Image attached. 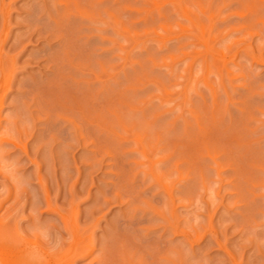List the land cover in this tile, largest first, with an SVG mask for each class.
<instances>
[{"label":"rangeland","instance_id":"1","mask_svg":"<svg viewBox=\"0 0 264 264\" xmlns=\"http://www.w3.org/2000/svg\"><path fill=\"white\" fill-rule=\"evenodd\" d=\"M0 54L15 238L55 252L75 225L72 264H264V0H0Z\"/></svg>","mask_w":264,"mask_h":264},{"label":"bare ground","instance_id":"2","mask_svg":"<svg viewBox=\"0 0 264 264\" xmlns=\"http://www.w3.org/2000/svg\"><path fill=\"white\" fill-rule=\"evenodd\" d=\"M2 57L3 56H1V54H0V75H1V78H0V93H1L0 105H1V102L3 101L2 100V98H3L2 94L8 87H10L11 75L12 74L14 75V71L16 70V67H14L15 70L11 74L12 71H10V69H8L9 68L8 62L10 61V59L7 60L8 58L3 59ZM6 64L8 65V68H6V66H7ZM12 65L13 64L11 63L10 68L12 67ZM13 75H12V77H13ZM9 131L10 130L3 131L4 133L1 132L2 134L0 135V144H1V141H3V140H5V141L9 140V142L11 141V142L17 144V146H20L22 144L21 143L22 140H20L21 144H19L18 143L19 139L17 137L18 134L13 136V134H15V132L12 131L13 133H11V131L10 132ZM6 132H8L9 134ZM21 146H23V145H21ZM7 216H5V217H7ZM2 219H5V218L3 217ZM2 219H0V264H72V262H75V261H72V259H74L73 256L75 254H78L80 252L84 253V251L87 253L88 251H90L92 249V245L90 242V240L93 238L92 235H91L92 238L90 237V240L87 242V240L89 239V238H87V235L85 234L82 236L81 233H83V232H80L81 230L79 231V229H77V226L74 225L75 229L72 230L73 240H71L72 241L71 244L68 246H64L65 249H63V250L58 251V249H56L57 251L55 250V252L47 253L46 251L45 252L42 251L40 247L38 248L37 246H35L38 243L33 244V243H31L32 241L25 240L24 238H26V237L21 238L20 236H18L20 232H17V231H19V230H17L18 229L17 227L11 226L12 228L8 229V228H10L9 225H12L13 223L12 224L7 223L8 224L7 225L6 220L3 221ZM9 220H8V222H10ZM73 224H71V225H73ZM14 228L17 231L14 232ZM16 232L18 233V235L16 234L17 236L15 238L14 236H15ZM85 236L87 238V239L85 238L86 240L84 239ZM84 240L86 242H84ZM92 243H93V239H92ZM39 246H40V244H39Z\"/></svg>","mask_w":264,"mask_h":264}]
</instances>
